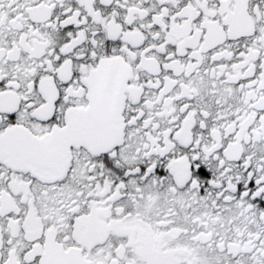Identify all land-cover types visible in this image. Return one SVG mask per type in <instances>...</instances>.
I'll return each instance as SVG.
<instances>
[{
  "label": "snow or ice",
  "instance_id": "6c2138e0",
  "mask_svg": "<svg viewBox=\"0 0 264 264\" xmlns=\"http://www.w3.org/2000/svg\"><path fill=\"white\" fill-rule=\"evenodd\" d=\"M0 264H264V0H0Z\"/></svg>",
  "mask_w": 264,
  "mask_h": 264
}]
</instances>
